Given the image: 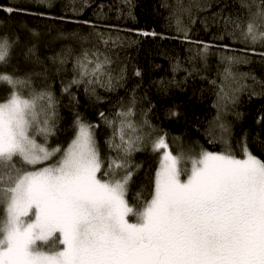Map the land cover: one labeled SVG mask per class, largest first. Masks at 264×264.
<instances>
[{
	"label": "snow or ice",
	"instance_id": "1",
	"mask_svg": "<svg viewBox=\"0 0 264 264\" xmlns=\"http://www.w3.org/2000/svg\"><path fill=\"white\" fill-rule=\"evenodd\" d=\"M36 2L52 6L51 0ZM123 3L133 7L132 0ZM88 6V0L78 6L77 0L69 3L74 14ZM208 7L207 0L187 5L175 0L172 16L185 40L190 28L183 17L194 24L193 8L198 12ZM239 7L243 14L224 18L226 29L230 27L226 35L245 47L241 54L221 57L215 129L209 133L211 142H217L218 134L225 145L220 152L193 153L181 144L174 154L167 133H157L146 113L135 119L134 95L114 118L99 113L111 129L107 144L112 155L100 151L95 132L99 125L79 114L67 146L50 145L58 131L59 100L49 86H35L34 77L43 72L21 73L13 64L19 36L0 33V86L9 90L0 100V264H264V159L252 152L246 135L237 155L230 125L223 119L242 92L264 95V79L239 71L240 65L251 63L249 51L264 60V51L256 53L257 46L264 48V0H239ZM82 23L94 31L64 37L79 43V54L66 47L52 58L57 72L73 60V75L61 89L73 104L79 103L73 88L84 85L90 97L99 99L97 88L115 90L127 71L117 72L112 57L100 48L118 46L120 37L99 31L91 21ZM93 38L94 46L85 47ZM191 42L199 45L198 58L206 65L213 46ZM23 58L40 63L35 44L26 47ZM177 70L188 76L197 72L195 67L181 69L179 62ZM134 75L141 72L137 69ZM145 145L161 153L153 190L147 196L136 193V203L130 204L129 185L139 168L132 156Z\"/></svg>",
	"mask_w": 264,
	"mask_h": 264
},
{
	"label": "trees",
	"instance_id": "2",
	"mask_svg": "<svg viewBox=\"0 0 264 264\" xmlns=\"http://www.w3.org/2000/svg\"><path fill=\"white\" fill-rule=\"evenodd\" d=\"M190 0H184L187 5ZM210 7L196 11V22L189 24L187 16L184 24L190 28L189 39L185 40L176 31L175 17L172 10L175 0H132L129 9L123 0H88L90 6L80 14L69 9L70 0H51L52 6L38 4L36 0H0V8L13 7L20 9L9 14L0 10V33L18 35L20 44L16 49L13 64L19 72H43L44 75L34 77L37 88L49 86L59 100L58 131L50 140V145L67 146L74 134V121L79 114L89 123L98 124L96 139L102 155L110 152L107 140L111 134L99 113L103 112L111 119L115 117L121 105L127 106L133 95L136 98L135 119H147L157 133H167L171 150L175 154L183 146L186 150L198 153L201 149L220 152L225 148L219 142H211L209 133L215 129L217 116V90L222 72L221 57L224 55L241 54L244 44L226 35L224 18L234 14H243L239 0H207ZM80 0H77V6ZM167 3L170 7H163ZM103 5V9L99 6ZM131 11V15H129ZM99 13V15H98ZM65 17L60 19L59 17ZM172 16L170 19L169 17ZM88 20L98 26V30L110 34L113 38L120 37L118 46H109L106 51L112 57L114 69L126 68V79L113 91L97 88V96L90 97L85 86L73 88L72 92L79 99L73 104L62 92V82L66 83L73 75V60L69 59L64 66L65 71L57 72L58 65L52 61L66 47L73 49L74 55L79 54L80 45L76 40L64 38L70 33L87 35L94 29L82 21ZM75 21H80L77 23ZM156 32V36H143L142 32ZM33 32L38 35H33ZM223 36V39L219 37ZM176 37H179L177 39ZM191 41H203L213 47L209 50L207 64L198 58L199 45ZM35 44L40 63H28L23 58L27 46ZM93 42L84 45L93 47ZM227 45L228 47H223ZM264 48L256 47V53ZM250 64L240 65L239 71L252 72L264 79V60L249 51ZM177 62L181 69L195 67L197 72L188 76L185 71H173ZM141 76L134 75L135 70ZM216 80L217 85L212 81ZM173 83H169V82ZM251 84V81H248ZM8 88L0 86V100L8 93ZM244 91L234 106H231L223 119L230 125L232 147L240 155L239 142L245 135L248 146L254 154L264 159V95H249ZM259 92L260 88L257 87ZM175 112L178 115H172ZM239 114V115H237ZM259 121V122H258ZM38 142L41 138H37ZM161 153L153 152L145 145L143 151L132 156L134 165H139L129 185L128 199L135 204V194L142 192L147 196L153 190V180L158 169ZM2 212V210H0ZM131 219V217H130Z\"/></svg>",
	"mask_w": 264,
	"mask_h": 264
}]
</instances>
